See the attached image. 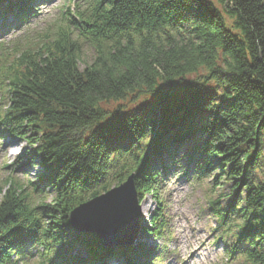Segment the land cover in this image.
I'll return each instance as SVG.
<instances>
[{"label": "trees", "instance_id": "obj_1", "mask_svg": "<svg viewBox=\"0 0 264 264\" xmlns=\"http://www.w3.org/2000/svg\"><path fill=\"white\" fill-rule=\"evenodd\" d=\"M37 1L0 0V33L34 17ZM68 16L0 68V134L25 140L41 169L28 187L10 178L0 191V264H25L36 253L40 264H96L115 253L146 262L152 250H107L94 235L74 234L69 215L131 175L142 203L181 162L198 179L221 169L214 184H230L234 202L211 208L218 229L227 226L220 238L228 258L264 264V183L256 177L264 0H82ZM83 44L95 59L80 69ZM161 213L144 232L160 233Z\"/></svg>", "mask_w": 264, "mask_h": 264}, {"label": "rangeland", "instance_id": "obj_2", "mask_svg": "<svg viewBox=\"0 0 264 264\" xmlns=\"http://www.w3.org/2000/svg\"><path fill=\"white\" fill-rule=\"evenodd\" d=\"M81 2L82 0L37 2L38 10L34 17H29L20 28L19 26L12 28L8 36L4 37L0 34V68L6 60L13 59L10 57L11 54L15 55L18 51L21 53L33 46L35 48L38 35L45 32L54 33L59 26L66 25V20L70 18L69 13L74 15L77 5H81ZM40 4L42 5L40 6ZM20 53L16 57H19ZM94 59V49L83 44L80 52V69L90 65ZM3 95H5V89L0 79V114L5 110L7 103ZM148 101L149 98L142 99L138 104L131 105L130 109L135 110ZM120 105L121 103L111 105L109 109L117 108ZM29 150L30 146L25 140L11 139L6 134H0V191H7L10 178L16 179L24 188L28 187L30 182H36L41 169L36 158L32 161L28 159ZM185 151V149L182 150L180 156L184 157ZM183 165L184 162L171 166L160 178L156 187L157 195H149L141 203L142 207L148 208V213L145 216L142 211L139 239L133 249L137 251H141V248L150 249L153 254L146 262L142 258L138 263L243 264L228 258L224 242L220 238V233L227 226L218 229L220 225L217 224L211 208L213 202H217L219 208L234 202L231 185L219 180L218 185L214 184V179L223 175L221 169L216 170L208 178L198 179L192 173L187 172ZM259 165L256 177L264 183V154ZM45 191L47 190L45 189ZM51 194V192H46L48 201L52 199ZM243 197L244 193L239 192L236 197V199H241L238 202V207L242 205ZM157 198L161 201L162 206L157 202ZM160 209L163 216L159 223L160 233L144 232L155 229H153L151 217L160 212ZM66 240L72 241V237H68ZM200 248H202L200 257L185 263ZM110 250L115 251L116 249ZM76 253L84 259L87 257L81 247H76ZM111 258L112 261H110ZM111 258L109 260L107 258L100 259L95 263L128 264L126 260L131 259L129 256H121L119 253H115ZM41 261V257L36 253V257H33L32 254L26 259L25 264H40Z\"/></svg>", "mask_w": 264, "mask_h": 264}, {"label": "water", "instance_id": "obj_3", "mask_svg": "<svg viewBox=\"0 0 264 264\" xmlns=\"http://www.w3.org/2000/svg\"><path fill=\"white\" fill-rule=\"evenodd\" d=\"M141 206L131 175L121 185L76 207L69 215L72 231L92 234L104 249L127 248L139 239Z\"/></svg>", "mask_w": 264, "mask_h": 264}, {"label": "bare ground", "instance_id": "obj_4", "mask_svg": "<svg viewBox=\"0 0 264 264\" xmlns=\"http://www.w3.org/2000/svg\"><path fill=\"white\" fill-rule=\"evenodd\" d=\"M142 211H143V215L146 216V214L148 213V208L146 209L145 207H142V206H141V214H142ZM201 252H202V248H200L198 251L194 252V253L192 254V256H190L189 259H188L187 261H185V263H189L190 261H192V260L195 259L196 257H200Z\"/></svg>", "mask_w": 264, "mask_h": 264}]
</instances>
